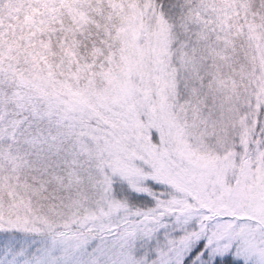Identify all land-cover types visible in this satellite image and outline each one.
Returning a JSON list of instances; mask_svg holds the SVG:
<instances>
[{
	"label": "snow or ice",
	"instance_id": "1",
	"mask_svg": "<svg viewBox=\"0 0 264 264\" xmlns=\"http://www.w3.org/2000/svg\"><path fill=\"white\" fill-rule=\"evenodd\" d=\"M0 264H264V0H0Z\"/></svg>",
	"mask_w": 264,
	"mask_h": 264
}]
</instances>
